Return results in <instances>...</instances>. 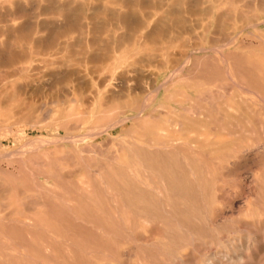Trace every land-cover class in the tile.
I'll list each match as a JSON object with an SVG mask.
<instances>
[{"label":"rangeland","instance_id":"rangeland-1","mask_svg":"<svg viewBox=\"0 0 264 264\" xmlns=\"http://www.w3.org/2000/svg\"><path fill=\"white\" fill-rule=\"evenodd\" d=\"M125 1L142 16L146 0ZM195 1V8L183 1L180 14L159 13L147 21L154 26L158 16H164L162 28L148 39L147 49L158 38L167 49L162 58L170 59L179 48L191 61L187 65L185 59L180 61L185 66L183 73L173 79L166 93L161 92L164 109L130 118L122 130L103 134L95 143L89 141L118 159L109 163L98 158L106 170L104 176H83L89 188H82L74 177L70 182L59 180L47 191L51 183L42 178L15 176L17 161L4 157L14 145L11 140L2 142L0 190L23 187L45 195L52 213L44 224L33 227L0 221V264H264V76L259 84L254 41L249 40L253 29L240 36L236 50L224 48L219 40L227 17L218 18L230 9L234 27H238L240 13L246 17L260 14L255 6L248 9L247 0H231V5L225 0L220 5L208 0L212 10L207 16L202 11L207 4ZM115 2L0 0V88L14 87L16 104L31 102L25 114H42L47 120L50 110L70 112L73 97L92 99L110 91L125 99L133 96L130 90L137 76L131 67L119 68L113 76L101 67L106 55L117 67L142 59L134 54L146 30L123 28L118 15L102 9L103 4L113 9ZM86 3L97 10L91 27L80 11ZM8 13L15 19L5 22ZM260 16L264 21V13ZM55 21L71 26V34L49 44L46 39L59 36L55 27L36 30L43 22ZM79 23L87 24L82 32ZM122 33L127 34V42L118 49L115 38ZM262 33L264 40V26ZM212 42L215 46L210 52L194 53L195 44L197 49H207ZM60 61L67 67L48 65ZM70 64L80 72L72 82ZM17 66L22 69L20 77H14ZM244 70L250 77L245 93L240 82ZM124 71L125 82L119 75ZM162 80L158 79L159 85ZM227 85L233 86L232 98L224 93ZM258 89L261 99L255 94ZM206 96L218 111L202 102ZM25 143L26 139L20 140L16 147ZM64 150L75 160L81 159L77 147L66 144Z\"/></svg>","mask_w":264,"mask_h":264},{"label":"bare ground","instance_id":"bare-ground-1","mask_svg":"<svg viewBox=\"0 0 264 264\" xmlns=\"http://www.w3.org/2000/svg\"><path fill=\"white\" fill-rule=\"evenodd\" d=\"M117 1L118 2H115L113 4L114 5L113 9H110L105 4L102 5V9L103 10L109 9L110 11H113V14L118 15L120 17L119 18L120 24L122 25L123 28L128 29L131 27H135L139 30H146L145 35L139 37V41H138L139 48L134 54V56L141 55L142 59L140 60V62H137L136 64L132 63V64H126L125 66L117 67L112 62L111 56L106 55L102 59L103 64L101 67L105 71L106 75L109 76H113L114 73H116V70L119 68L120 70L121 69L125 70L127 67L128 68L131 67V72H134L137 76L136 85L134 88L130 90L131 92L130 94L133 96L127 97V99H125V96L117 94V92L115 91H110V94L108 95L99 94L97 96H94L92 99L79 100L73 97L70 99V112L60 113L58 111L51 112L52 110H50L49 113L52 114H50L49 119L45 120L43 119L44 116L42 114L33 115V114L24 113L25 109L31 107V102H29L28 104H24V103L16 104L17 99L14 96V91H15L14 87H1L0 88V148L2 147L3 141L9 144V141L11 140V142L13 143L14 145L12 148L13 150L7 152V154L4 157L9 158V160L15 159L17 161L15 176H33L36 179L42 178L46 183H51L49 186L46 187L47 191H51L59 180L70 182V179L74 177L79 179V185L82 188H84L85 186H86L85 188H89V183L87 181L86 182L84 181L83 176H104L106 170V165L99 164V162L97 161L98 158H102V160L105 159V161L109 163H113L116 160H118L115 154H112L111 152L109 153L105 152V150L104 151L101 150L100 147L90 144L89 141H94L95 143V139L103 134L109 135L112 131L118 128L122 130L126 121L129 120L130 118H139L145 112L151 111L153 114V112H156L158 109H164L165 106L163 102L164 97H161V92L165 90L166 93L168 91V88L170 87L169 84L173 81V79L183 73L185 66H181L180 61L182 59H185L184 62L185 65H187L190 63L191 60L188 57L189 54L184 53L182 50H179L178 48V51L174 54V56H171V58L168 59L170 61H168L162 58V56H164L167 53V49L165 48V46L163 45L164 43H162L160 39L158 38L154 39V43L156 42L157 43L151 49H147L146 47L147 41L150 37H153L158 30L162 28L164 24V18H163L164 16L161 15L168 16L173 13L180 14L181 11L178 7L181 2L184 4L183 1H185V3L187 2L188 5L193 4L192 6H194L195 8L194 3H196V1L195 0H156V2L152 3L146 0L144 7H142L143 13L141 17L137 16L133 5H131L130 3H128L125 0H117ZM240 1L243 2V0ZM220 2L221 0L213 1V3H217L218 5H220ZM246 2H248L247 4H245L248 5V9L251 6H255L257 12L260 15L264 13L263 0H247ZM208 3H209L208 0H202V4L204 5L207 4L205 10H202L204 15L207 16L210 14L212 10V7L209 6ZM223 3L226 4L228 3L231 5L232 1L225 0V2ZM196 8H198V6ZM60 9L61 8L57 7L56 10L60 11ZM80 11L84 14L85 19L90 21V23L87 24L90 27L93 26V22L91 20H93L92 18L97 10L86 3L84 6L80 7ZM159 13H161V15L158 16L157 23L154 26H149L147 21L150 20L152 17L156 16V14L159 15ZM231 13L232 12L230 11V9H226L222 15L220 14L218 16L220 20L221 18L227 17V22L222 23L223 25H222L221 37L219 42L221 43V45H223L224 48L231 49L232 47L236 50L239 47L238 41L240 39V36H242V34L246 32L248 28L253 29V32L249 33L250 36L249 38L251 39L249 38L248 39L254 41V48L256 51L255 69H256L257 78L259 79L258 83L260 84L264 76V57H263L264 40L262 33L264 21L261 20L260 15L259 16L251 15L249 17H246L240 13L236 19L240 25L238 27H234L233 23L235 20H233ZM206 18L204 20L205 28L206 30H208L209 21ZM14 19H15V15L12 13H8L7 15L4 16L5 22H9ZM184 21L185 20H183V22ZM87 24L79 23V25L77 26H79V30L82 32L83 29L86 28ZM196 24H198V22ZM49 26L55 27L56 31L59 32V36H54L46 39V42L49 44H53L54 42L56 43L58 39L66 40L69 34H71V29H72L71 26L69 28L68 26L59 24V22L56 21L52 23L43 22L37 28L36 31L38 33L43 32ZM116 29H118V27ZM236 32H238V34L235 36ZM126 35L122 33L115 38L116 48L120 49L127 42ZM65 40L63 41V43L65 42ZM158 43H160L161 45ZM214 44L215 43L212 42L209 48L207 49H197L198 44H195L194 53L199 54L202 52H207L209 50L211 51ZM185 48L187 47H184V49ZM172 54L173 52L168 53L169 56ZM149 59L152 60L151 63L149 62ZM65 63H66L65 61L53 62V64H49L48 62V65L67 67ZM44 64L43 66L45 67L47 62L45 65ZM137 64L139 67H137ZM144 68H148V69L144 71ZM21 70L22 69H20V66L19 67L17 66V70L14 74V77H20ZM126 71L119 74L120 78L123 80L126 79L127 77ZM24 73L26 74V72ZM79 74L80 72L74 71L71 68V64H70V82H72L73 78L77 79L79 77ZM160 77H162L163 80L162 83L159 85L157 81ZM249 78L250 77L247 71L244 70L242 77L240 78L242 91L244 93L249 92V87L247 85ZM1 80H3V78ZM223 89L225 95L228 97L231 96L232 98L231 93L233 91V86L227 85ZM259 89L257 90L258 93L255 94L258 97V99L259 98L261 99ZM26 90L28 89L26 88ZM41 91L39 92L40 94ZM76 91L79 92L81 91V89L78 88ZM206 97L207 98H205V100H203L202 102L204 103L207 102L206 104H208L207 106H209V109L211 111H218L217 106L213 103L214 101L212 102L209 96ZM57 99L58 98H56V100ZM51 101L50 103H52ZM92 102L94 103L93 108L90 109ZM54 103H55L54 106H56L55 99H54ZM42 104L44 103L42 102ZM41 106L42 105H40V108ZM43 106H45V104ZM6 108H8L10 111H4ZM227 108L231 110L230 105H228ZM48 111L46 112L48 113ZM125 111L134 113L135 116H130V117L124 116L126 114ZM190 111L192 112V110ZM198 113L200 114V112ZM104 122L105 124H103ZM180 125H181L180 122H176L174 124V126L178 128ZM30 133H32L33 135L35 134L34 139L29 138ZM24 139H26L27 143H25V145L22 146L21 148L19 147L17 148L16 145L18 144V142ZM66 144H70L72 146L77 147L78 152L81 154L80 160H75L70 155L69 152L64 150ZM104 148H107V146L106 147L104 146ZM61 200H63L66 203L69 202L67 198L66 199L61 198ZM51 213H52V209L50 208L48 200L45 195H39L37 193L32 192V190L24 189L23 187H17L13 191H10L9 188L0 190V221L1 222L7 224L17 223L20 225H28L33 227L39 224H44L46 220H48Z\"/></svg>","mask_w":264,"mask_h":264}]
</instances>
